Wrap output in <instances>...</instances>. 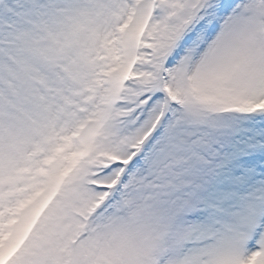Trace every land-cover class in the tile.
I'll return each mask as SVG.
<instances>
[{
  "label": "snow or ice",
  "instance_id": "6c2138e0",
  "mask_svg": "<svg viewBox=\"0 0 264 264\" xmlns=\"http://www.w3.org/2000/svg\"><path fill=\"white\" fill-rule=\"evenodd\" d=\"M0 264H264V0H0Z\"/></svg>",
  "mask_w": 264,
  "mask_h": 264
}]
</instances>
